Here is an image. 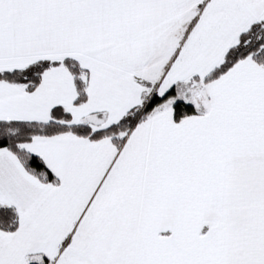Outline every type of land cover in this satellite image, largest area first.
I'll list each match as a JSON object with an SVG mask.
<instances>
[{
  "label": "snow or ice",
  "instance_id": "6c2138e0",
  "mask_svg": "<svg viewBox=\"0 0 264 264\" xmlns=\"http://www.w3.org/2000/svg\"><path fill=\"white\" fill-rule=\"evenodd\" d=\"M0 264H264V0H0Z\"/></svg>",
  "mask_w": 264,
  "mask_h": 264
}]
</instances>
